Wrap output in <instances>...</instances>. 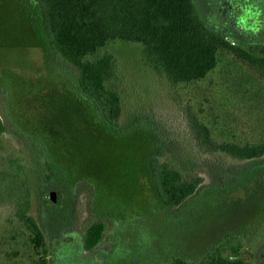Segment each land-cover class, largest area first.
<instances>
[{
    "label": "rangeland",
    "instance_id": "rangeland-1",
    "mask_svg": "<svg viewBox=\"0 0 264 264\" xmlns=\"http://www.w3.org/2000/svg\"><path fill=\"white\" fill-rule=\"evenodd\" d=\"M19 5L15 0H0V95L5 94V104L16 116L37 117L43 121L41 130L49 131L55 143L59 140L53 145V153L63 163L62 168H67L66 180L80 182L60 188L48 181L43 186V195L32 196L29 214L42 228L48 264H165L168 246L177 251L187 247L196 250L200 244L198 230L207 231L205 236L210 237L247 216L259 202L262 204L264 179L254 174L248 193L240 196L241 201L234 198L227 202L229 210L220 212L215 207L212 210L214 200H211L207 214H203L201 202L183 214L165 217L163 210H158L150 194L144 191L145 185L134 171L147 153L145 132L134 127L110 136L84 119V127L77 128L71 118L76 116L77 125H81L80 116L73 112L71 94L61 89L49 71L41 70L33 75L13 65L27 60L41 65L43 61L39 49L23 47L33 36L25 34L28 27ZM106 49L117 63L118 80L110 85L121 95V125L145 122L153 126L165 141L161 160L167 157L177 160L185 174H199L205 184L231 182L251 165L253 161L234 160L222 153L199 152L188 127L190 115L195 114L216 141L244 144L264 138V80L246 65L223 52L217 67L205 78L172 86L143 63L139 44L117 41ZM50 60L57 63L52 56ZM9 62L12 68H8ZM39 82L40 86L45 82L48 85L41 91ZM58 116L62 118L60 122ZM0 119L3 126L0 133V264H37L43 252L33 245V235L15 215V188L9 178L11 173L2 163L10 157L20 158L29 175L31 159L22 137L9 125L1 104ZM32 120L39 130L40 122ZM59 137H62L61 143ZM60 148H64L63 153ZM75 160L77 163L71 166ZM50 191L57 193L55 205L49 203ZM220 200L226 202L223 198ZM105 210L117 211L116 217L120 213L127 217L121 221L122 231L116 234V219ZM99 219L107 223L105 237L95 248L99 253L91 254L77 247L74 240L82 245L85 230ZM163 220L172 222L163 225ZM261 227L257 239L245 240L241 248L251 264H264V222ZM110 235L117 238L109 251L113 245L108 240ZM102 251L107 252L100 254Z\"/></svg>",
    "mask_w": 264,
    "mask_h": 264
},
{
    "label": "trees",
    "instance_id": "trees-1",
    "mask_svg": "<svg viewBox=\"0 0 264 264\" xmlns=\"http://www.w3.org/2000/svg\"><path fill=\"white\" fill-rule=\"evenodd\" d=\"M15 1L21 3L20 11L28 27L25 34L33 36V40L23 47L39 49L43 53V61L41 65L30 60L24 61L27 64L18 61L13 65L33 75L41 70L44 73L49 71L61 89L71 94L73 112L80 116L81 125H77L76 116L71 118L77 128L84 127V119L87 124L92 122L98 130L110 136L134 127L143 130L147 153L140 167L134 171L138 172L137 178L145 185H142L144 191L150 194L157 209L163 210L165 217L183 214L201 202L203 214H207L211 200H214L212 210H229L227 202L234 198L241 201L240 196L248 193L254 174L264 179V138L244 144L216 141L210 129L195 114L190 115L188 127L199 152L222 153L234 160L253 161L251 165L240 171L231 182L205 184L199 174H185L177 160L168 157L161 160L165 141L153 126L145 122L121 125V95L110 85L118 80L117 63L106 49L117 41L139 44L143 63L172 86L191 84L205 78L217 67L219 55L223 52L232 55L264 80V0ZM51 56L56 64L50 60ZM11 66L9 62L8 68ZM39 80L40 77L36 83ZM45 83L40 86L39 82V90L47 87L48 83ZM1 95L0 104L5 117L22 137L31 159L29 175L20 158L2 160L11 173L9 178L15 188V215L33 235V245L43 252L37 264H48L47 242L42 228L29 214L32 196L43 195V186L48 181L60 188L76 186L80 182L79 179L66 180L67 168H62L63 163L53 153V145L59 140L55 143L49 131L41 130L43 121L32 118L40 122L39 130H36L31 118L16 116L14 110L10 112L5 104L7 97ZM58 117L60 122L62 118ZM2 131L0 119V133ZM59 139L61 143L62 137ZM73 141L71 136V144ZM62 149H58L60 153ZM257 160L262 162H254ZM75 163L76 160L70 165ZM105 211L116 219V234L122 231L121 221L127 217L121 213L116 217L117 211ZM247 214L210 237L205 236L207 231L198 230L200 244L196 250L191 251V247H187L184 251H177L168 246L171 250L167 248L165 264H251L241 248L245 240L254 241L260 235L264 222V198L262 204L259 202L258 207L250 209ZM171 222L163 220V225ZM106 228L107 223L103 219L93 221L84 232L82 245L74 240L76 246L98 254L95 248L104 239ZM116 238L117 235L109 236L108 240L113 243L109 251Z\"/></svg>",
    "mask_w": 264,
    "mask_h": 264
},
{
    "label": "water",
    "instance_id": "water-1",
    "mask_svg": "<svg viewBox=\"0 0 264 264\" xmlns=\"http://www.w3.org/2000/svg\"><path fill=\"white\" fill-rule=\"evenodd\" d=\"M48 199H49L50 205H55L56 201H57V193H56V191H50L48 193Z\"/></svg>",
    "mask_w": 264,
    "mask_h": 264
},
{
    "label": "flooded vegetation",
    "instance_id": "flooded-vegetation-1",
    "mask_svg": "<svg viewBox=\"0 0 264 264\" xmlns=\"http://www.w3.org/2000/svg\"><path fill=\"white\" fill-rule=\"evenodd\" d=\"M83 238V237H82ZM72 240V239H71Z\"/></svg>",
    "mask_w": 264,
    "mask_h": 264
}]
</instances>
